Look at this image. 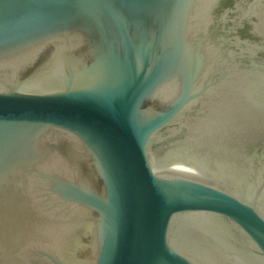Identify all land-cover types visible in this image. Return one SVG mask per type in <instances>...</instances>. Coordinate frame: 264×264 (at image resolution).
I'll list each match as a JSON object with an SVG mask.
<instances>
[{
    "label": "water",
    "instance_id": "obj_1",
    "mask_svg": "<svg viewBox=\"0 0 264 264\" xmlns=\"http://www.w3.org/2000/svg\"><path fill=\"white\" fill-rule=\"evenodd\" d=\"M0 264H264V0H0Z\"/></svg>",
    "mask_w": 264,
    "mask_h": 264
}]
</instances>
